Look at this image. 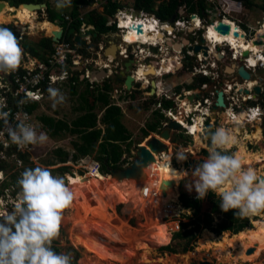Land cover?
<instances>
[{
  "label": "built area",
  "instance_id": "2783aa9c",
  "mask_svg": "<svg viewBox=\"0 0 264 264\" xmlns=\"http://www.w3.org/2000/svg\"><path fill=\"white\" fill-rule=\"evenodd\" d=\"M168 1L169 0H155L157 4L156 9H158L159 5ZM134 2L135 0H133V3ZM118 3H122L124 7L122 10L118 11V14L114 18L110 19L108 25H115L118 29V35L124 39V37L131 32L138 33L136 30L138 25H140L142 29L145 24L153 21L155 30L151 32L154 34L155 40L148 41L147 43H128L127 41L122 44L119 43L117 57L114 58L106 55L107 51L112 48V42L105 41L99 43L98 46H93L90 36L86 37V39L90 45L88 47L91 51H86L74 41L69 43L63 39L59 44L53 43L54 54L50 56L45 63L33 59L30 56H25L24 64L19 69L16 68L9 73V83L2 88L5 89V93H2V95L4 94L5 96L1 98L0 104L2 105L1 107L8 112V117H12V120L9 122L10 125L14 126L17 121L25 120L26 114L27 119L25 122L35 126L34 114L30 113L29 109L34 103H39L45 98L50 87L63 83L70 85V78L76 75L80 77L81 81L88 82L92 86L99 85L111 78L117 77L119 71L123 70L124 62L132 60L134 62V69L130 72V75L134 78L132 89L131 91H127L123 85V79L120 77L118 86L115 85L111 93L112 103L114 105L121 108L119 103H125L124 99L133 102V99L137 95H143V102L148 106V110L151 113L155 110L160 111L167 119V122L163 124V128L169 123L168 118L175 115L173 119L176 122L177 118L183 119V126H181V123H177L180 124L184 130H186L184 125H190L192 127L195 124V120L202 119L200 128L203 131H208L207 128H211L208 126V122L210 120L215 121V119L219 117V115H217L218 112H224L227 116L226 118L229 126L242 128L237 124L232 125L231 123L235 122L234 120L236 118L246 115L244 124L247 126V131H250L251 135L256 129H261V131L264 130V83L259 82L261 81V79H259V73H264V46H260L264 45V40L256 41L253 39V35L256 34L255 28L243 26L234 22L232 16L237 14V12L243 13L242 4L236 3L234 0H199V4L196 5V13L190 14L189 7L185 4L178 10L176 15L178 21L175 19L174 22L170 21L169 24L161 22V20L153 14L138 12L139 16H136V10L133 7H128V2L118 0ZM201 4L204 5L203 9L200 6ZM210 5H216L218 7L216 9L219 12L218 20L215 18L214 13L208 11L207 8H209ZM199 8H201V10ZM180 10L186 11L189 14L188 18L180 19ZM128 18L131 19V27L135 30L130 26L122 25L121 20L127 21ZM220 22L231 23L238 29L245 41L248 39L250 40V42H246L248 46L250 43L254 45L257 43L259 44L257 48L261 49L262 52L256 55L252 51L249 52V57L244 58L245 51L237 53L232 51L230 45L224 44L217 46L207 42V44L201 45L203 48L208 49L206 52L207 57L203 56V49L197 54L186 52V54L183 55L181 51H176L174 49V45L180 46L181 48L183 40L179 43L178 36L174 35L173 31L170 33L166 30L174 26L175 29L183 33V29L188 26L186 27L188 31L190 32L191 30V34L195 35L196 33L205 32V29L208 30L210 26L216 25L217 28ZM64 23H66L69 28L73 21L70 17L65 16ZM258 26L260 30L263 28V24H258ZM195 27L197 28L195 29ZM91 29L94 28L88 27L83 31V34L85 35L86 32ZM159 35H162L161 39L158 38ZM206 41H208L207 38ZM168 43H171V46H168ZM200 44L201 42H194L190 47L200 46ZM93 50L97 52L96 57H92ZM229 55L232 56V59L228 63L227 57ZM235 63H237L236 72L238 68L243 67L249 73L252 79L250 82L253 84L252 87H250V83L244 81L238 82L235 76H228L225 74V70L230 69L231 65L234 66ZM162 66L170 67V74L165 73V71L161 72ZM150 68L154 69V75H149L148 73V75H144L140 73V71L146 73ZM95 71L97 73L105 71L107 72V77L97 80V78L92 76ZM188 73L191 75L190 83L180 82L179 80L186 77L183 75ZM174 79L178 80L177 85L173 87L168 86V81ZM200 80L204 81V83L198 86ZM152 81H155L156 85L154 94L151 93ZM75 84L76 82L73 83V85ZM193 85L198 87L193 90L184 89L185 87L188 88ZM164 86H166V89ZM257 88L260 89L259 96L254 93V90ZM138 92H140V94ZM219 93L223 95L224 109L218 110L215 113L217 95ZM245 93L248 95H245ZM181 95H184L185 98L181 99ZM190 96H195L194 100L191 102L187 99V97ZM154 101H157L158 104H155ZM151 102L152 104H150ZM163 102L171 103L173 106L172 109L167 111L163 110L161 107ZM249 122L251 123L249 124ZM7 127L8 124L0 130V159L4 160V157L7 158L10 153L12 156V152L14 151H18L19 153L17 154H21L20 152L32 153L34 151L33 145L21 147L13 143L8 137ZM251 131H253V133ZM261 134L264 139L263 132H261ZM13 157L15 159L18 155L15 154ZM17 165L22 167L23 161H17ZM97 166L101 167L100 164ZM0 173V176H3V178L0 177L1 191L6 179H4V173L1 171ZM0 202L3 205V209H0V214H7L11 211L10 207L6 204L4 195L0 198ZM181 224L182 222H177V231H181Z\"/></svg>",
  "mask_w": 264,
  "mask_h": 264
},
{
  "label": "rangeland",
  "instance_id": "374dc122",
  "mask_svg": "<svg viewBox=\"0 0 264 264\" xmlns=\"http://www.w3.org/2000/svg\"><path fill=\"white\" fill-rule=\"evenodd\" d=\"M97 2L98 3L95 2L96 3L95 5H91L89 7L83 8L82 13L87 14L89 11L94 9L102 13L103 7L99 1ZM124 2H128L132 4L133 0L132 1L124 0ZM195 4L198 5L199 0H195ZM44 5L47 6V9L50 8L51 11L57 12L59 15L62 16L69 15L70 12L69 6L67 5L58 8L57 0H44ZM242 7H243L242 10L243 13L237 12V14L232 16L235 23L245 26L243 24L245 23L243 20V15L245 14L248 20H251L252 24L258 22V24L264 25L263 23L264 14H262L258 10H252V11L248 9L246 10V8L243 5ZM217 8L218 7L216 5H210L209 8L207 9L208 11L214 13L215 18L218 20L219 12L218 10H216ZM199 9L201 10V8ZM245 11L247 12L245 13ZM0 12H2V9H0ZM33 14L34 15L32 19L34 23L36 22L37 24H41L49 20V16L46 13V11L41 12L38 15H36L35 13ZM188 15L189 14L186 11H181V10L179 11L180 19L188 18ZM176 20L178 21V18ZM55 24L62 29L64 28V26L62 25V18L57 19ZM11 25L16 29L17 33L20 35L19 40L27 37L31 42L38 43L43 38L54 37L53 34H48L47 32L30 31L29 28H26L27 31L23 32L14 22L9 24L8 23L3 24L0 21V26L4 27ZM186 27L183 29V33H181V31H178V34L177 32L174 33L176 36H178L179 43L181 40L185 42L187 39H190L193 35V34H189V31ZM257 27L258 29H260L259 26ZM166 30L170 31L169 28H167ZM200 33L203 34V32ZM88 34L92 36V33H88ZM119 37L120 36L118 35V32L117 34L102 36L99 43L107 41L116 44L121 39H123V38L119 39ZM126 37L127 35L124 38ZM150 38L151 41L155 40L153 33L151 34ZM246 41H249V39ZM92 45L96 46L95 43H92ZM115 48H117L118 51V47L115 46ZM85 50L91 51L89 47H87ZM96 53H97L96 50H93L92 57H96ZM107 53H109V51H107ZM108 56L110 55L108 54ZM110 57L114 58V56H110ZM8 74H9L8 72L6 73L0 72V80L3 79L1 81L2 87L0 88H3V86H6L9 83ZM183 76H186L185 78L187 79H190L191 77L189 73L184 74ZM259 79L264 81V73H259ZM109 80L113 86L114 85L118 86V78L115 77ZM172 81L177 82L178 80L177 79L169 80V83H167V85H170ZM179 81L181 82V80ZM102 84L103 83L99 85ZM87 87L88 85L86 83L78 86L77 94L73 95L71 85L67 83L58 84L54 86V88L59 89L60 92L64 95L65 97L64 102L57 105H53L52 101L49 98V94H47L45 98L41 102H39V108L34 115V124L37 130L46 132L49 137L48 141L44 144L33 145L34 151L32 153L20 152L21 154H17L19 152L14 151L12 152V156L9 154L7 158L4 157V160L0 159V168L5 170L6 174H10L11 167H15L13 176L16 173L21 174L26 168H32L36 166L48 167L53 175L58 174L65 176L66 182L69 187L71 184L70 177L78 176V175L83 176L85 179L89 180L90 184H92L96 188L94 196L92 195V190L81 192L82 194L86 195L85 201H88V203L90 201V205H91L90 208L94 210L93 213L95 214V211H99L100 208H105L106 212L104 213V215L106 216V218L110 220V222H112L113 225L115 224L122 226H124L123 224L128 225V227L125 226L126 231H129V233H126V235L124 236L125 238L124 240L126 242L122 241V244L120 245L113 243L109 244L107 242L108 237L106 235L118 234V232H115L112 229H108L107 232L103 235L102 239H96L97 238L96 236L90 237L84 234V232L82 231V227H83L82 224L83 222L87 221L86 218L82 214L80 217H78L77 215L78 212L76 210H73L69 205V207H67L64 210L62 228H61L62 231H60L58 238L55 239L56 242L54 243V247L60 248V252L69 253L72 257V260H77L80 264H95L98 262L104 264H167V263L168 264H193V263L194 264H226L225 261H223V257L217 251H215L214 248L211 249L209 248L207 250H204L203 248L200 247V243L203 241L205 233L211 234L209 231H204L202 233L192 253H189L187 255L180 254L176 256L174 254L172 256L170 253L163 250V246L169 242L172 243L170 246L175 247L179 253H181L184 247H186V242H182V241L173 242L174 235L181 232L176 230L177 222L180 221L183 223V225H186L189 223L188 218L193 217L191 213L186 212V210L182 207L180 198L183 194H186L189 196L190 199L193 200H199V199L197 198V194L194 189L192 191H189L188 188L186 187L185 185L186 177L181 176L179 173H177L174 176L173 170L177 172H184V171L190 172L197 165L198 162L204 159L203 153L208 152V146H209V140L207 138V133L209 130L207 127L206 128L208 131L202 130L201 134L200 131L189 132L187 130H180L179 132H174L172 136V141L170 143L166 142L167 146L169 147V152L161 156V158H157L159 162L163 165V171L165 174H167L166 177H170L171 181L176 183L174 188L172 187L169 189L171 192L173 191V193L175 194V198L165 205L166 209L170 210V213H167L165 209H161V207L157 204V202H155V200L152 199L150 200V186L149 187L144 186L151 184L150 181L147 180L143 185L144 187L138 185L137 182L134 180L118 181V179L112 177L113 173L112 174L103 173L101 163L96 161L94 157L82 158L78 162L70 161L69 163L63 165L58 164L55 167H52L50 165L56 161L57 159L56 153L58 152V150L60 151V149L61 150L65 149L67 151H72L74 149L72 144L74 141H76L77 138L71 136L69 133L63 134L60 137H53L51 133L45 128V125L42 124L40 119L42 117H51V118H56V120H63L66 122H72L73 120H75L79 115L77 109L80 107L82 103L80 95L85 92ZM164 87L166 89V86ZM184 89L187 90L188 88L185 87ZM4 96L5 95L3 94V97ZM1 97L2 96L0 95V99ZM124 101L125 103L120 102L119 104L121 106L120 109L122 110V114H123L122 121L125 123L129 131L133 135V141H134V146L132 148L133 157L130 158V160L132 161L134 158L135 147L145 143V141L150 136L152 135L158 136L159 134L151 133V135L148 138L144 139V133L142 132V130L145 129V127H147L149 123L153 122V115L149 110L145 108L146 105L143 102V95L142 96L137 95L133 99V102L127 101L126 99H124ZM217 115H219V117H217L215 121L210 120L208 122L209 127H211L213 130H215L217 127H224L225 129L230 130L231 133L233 130H236L240 135V136H236V139L238 141V145H237L238 147L244 145L248 154H252L255 156H260L264 154V139L262 138V134H261L262 142L260 144H258L256 140L253 141L251 140L247 142L249 137L250 139H252L257 135L256 134L257 131H255L254 133L253 131H251L254 134L251 135L250 131H247L248 128L245 124L241 126L242 128L229 126V123L226 118V114L224 112H218ZM173 116L175 117V115ZM173 116L168 118V120L170 119L171 122H175L176 124H178L173 119ZM259 130L260 133L263 132L264 134V130L262 131L261 129ZM198 141H200V143L202 144V147L200 149L199 147H196ZM178 150H184L188 156V160L181 162L175 159ZM227 151L237 153L238 148H234L230 151L229 150ZM74 152L75 151H73V153ZM15 154L18 155V157L14 159L13 156ZM22 154L26 155L28 159H27V163L23 161V166L21 167L17 165V161H21L20 155ZM98 164H100L101 167L97 166ZM130 164L131 163L127 164L126 166H124V168H126ZM245 166L256 169L258 173L264 168V163L260 162L259 164L254 163V166L251 165H245ZM94 169H96L97 171L101 172L104 175V177H101L104 180L98 181L96 179L98 177H95ZM89 174L91 176H89ZM19 177L20 176L18 174V178ZM17 180L14 179L13 181L11 180V182H13L14 186L16 187L15 189H10L9 191H6L5 190L6 185H4V196L6 197V204L10 207V210H12V208L14 207V205L17 203L18 200L19 186L17 184ZM177 180L179 181L181 180V182L179 183ZM115 182L120 183V185H122L123 183L128 184V187L122 189V191L121 189L118 188L117 189L118 195L116 196L111 195L108 189V187L115 185ZM137 186H139L138 188L141 187L142 189L141 194H139V192H137L134 189V187ZM133 193H137L136 197H141L144 200V204L148 207L149 210L146 209L145 206H142L141 208V204L133 202L131 200ZM173 200H175V202H172ZM206 200L207 198L202 200L204 201L202 208L203 215H209L211 210V207L209 206ZM75 203L78 204V202ZM173 209H176V211ZM257 213H258L257 217L254 218L247 217L251 223V229L247 231L253 232L256 229L254 226V222H264V210H261ZM114 218H117V220ZM214 220H215V227L223 224L222 218L217 217ZM155 226H163V231L168 230V235H170L167 242L162 244L161 246H155L150 241L151 235L154 233L153 228ZM226 236L232 237L230 234H226L221 237H216L215 235H213V239L214 241H220L223 240ZM140 244L145 245V247L146 245L151 247L152 253L149 255L150 256L149 258L151 259L150 260L151 263H145L146 260L143 259L144 257L142 255L143 250L141 251V248L137 247ZM233 254H236L235 250H233ZM106 257L107 259H104ZM257 257L255 259L253 258V261L250 263H241V264H264V251L261 254H259V256Z\"/></svg>",
  "mask_w": 264,
  "mask_h": 264
},
{
  "label": "clouds",
  "instance_id": "9594fccd",
  "mask_svg": "<svg viewBox=\"0 0 264 264\" xmlns=\"http://www.w3.org/2000/svg\"><path fill=\"white\" fill-rule=\"evenodd\" d=\"M98 1L104 11L105 2ZM70 3L71 0H57V7H64L70 5ZM119 4L122 8L124 7L122 3ZM129 4H127L128 7L134 8L133 2L130 4L131 6ZM8 6L10 7L9 4ZM122 8L119 10H122ZM135 10L136 16H139L138 12H143ZM64 17L62 16L64 28L59 27L58 29L64 30L65 34H68L70 30L65 29ZM68 17L70 16L68 15ZM52 25L57 26L56 24ZM84 26V28L82 27V34L77 33L84 39L88 36L92 37L88 33L93 32L95 28ZM88 27L94 29L84 35L83 31ZM169 29L173 32L178 31L174 26ZM203 34L205 35V32ZM96 35L94 36L96 37ZM119 43L120 41L116 43L117 47ZM88 46H90L89 43ZM87 47H83V49ZM21 54L22 50L16 35L11 29L0 26V72L10 73L15 70L20 63ZM24 58L22 57L23 61ZM132 63L134 62L132 61ZM0 87L2 86L0 85ZM2 93H5V89L0 88V95L3 97ZM47 94H49L53 105L64 102L65 97L57 88L50 87ZM34 104L39 105V103ZM1 106L0 104V120H4L8 124V137L13 143L24 147L44 144L48 141L49 137L46 132L38 131L33 124L25 122L27 119L26 114L25 120L17 121L14 126L10 125L8 122L9 114ZM209 139L210 145L207 157L198 162L190 172L173 170V175L179 173L181 176H185L186 187L189 191L194 189L198 199L203 200L209 194H214L218 198L219 207L223 212L234 211L236 216L249 217L264 210V178L258 175L256 169L246 167L238 153L227 151L228 145L233 142L230 130L217 127L215 131L210 133ZM175 159L183 162L188 160V156L184 150H178ZM0 171L4 173V179H6L4 185H9L5 190L15 189L16 187L11 182V180L13 181L15 168L11 167L10 174H6L5 170L1 168ZM18 174L20 177L17 184L20 190L17 203L7 214H0V264H72V257L69 253L57 252L52 247V242L58 238L60 233L64 210L69 207L74 197L73 191L66 182V177L58 174L53 175L48 167L42 166L26 168L21 174L16 173L15 175ZM177 181L179 182V180ZM3 190L4 186L0 191V198L4 195ZM4 199L6 200L5 196ZM0 209H3V205Z\"/></svg>",
  "mask_w": 264,
  "mask_h": 264
},
{
  "label": "trees",
  "instance_id": "16d2710c",
  "mask_svg": "<svg viewBox=\"0 0 264 264\" xmlns=\"http://www.w3.org/2000/svg\"><path fill=\"white\" fill-rule=\"evenodd\" d=\"M98 0H71L69 6L73 23L68 28L65 25V29H76L78 33H82V27L93 26L95 30L92 33L93 43L99 44L102 36L111 35L117 33L118 30L115 25L109 26V20L115 17L118 10L121 9V5L118 0H102L105 2L104 11L98 12L96 9L89 11L87 14H83L82 9L86 6H91ZM236 3H241L248 10H258L264 14V0H234ZM0 2H6L12 8H19L24 4L42 5L44 0H0ZM195 0H169L164 2L158 9L155 8L154 0H135L134 8L143 12L152 13L156 15L164 23H169L174 16L177 15L178 10L185 4L189 7V13L194 14L197 11V6L194 3ZM204 8V5H200ZM46 13L49 16L48 22L51 24L56 23L57 19L62 18L57 12L51 11L49 8ZM83 15V16H82ZM63 20V18H62ZM13 31L18 39L19 46L22 50L20 63L18 69L23 65L24 61L22 57L30 56L40 62H47L48 58L54 54L53 42L49 38H43L38 43L31 42L27 37L20 39V35L16 29L11 26H4ZM97 34L98 37L94 35ZM65 40L72 43L73 38L68 37ZM76 82L75 85L73 83ZM87 84L88 87L84 93L80 95L81 105L77 109L79 115L72 122H66L63 120H56V118L42 117L40 121L45 128L51 133L53 137H60L63 134L69 133L71 136L76 137V141L73 142L74 149L72 151L58 150L56 153V161L50 164L52 167L58 164H66L72 161L78 162L82 158L94 157L96 161L101 163L102 171L105 174H112V170H122L124 166L131 163L130 158L132 155V148L134 146L133 135L122 121V110L120 107L112 103L111 93L114 86L108 80L103 85L92 86L88 82L80 80L79 76L70 78V85L72 94H77L78 86ZM204 81L200 80V86ZM198 86H190L187 90H193ZM140 94V92H138ZM134 98V97H133ZM158 104L157 101H154ZM152 104V102L150 103ZM163 110L172 109V104L169 102H163L161 104ZM39 105L33 104L29 112L35 114ZM148 110V106H145ZM1 110V109H0ZM99 110V111H98ZM101 113V115H100ZM12 120V117H8V122ZM166 122L165 117L160 111L153 112V122L147 125L146 129H143L144 139L148 138L151 133L160 134L163 123ZM6 125L4 120H0V130ZM207 138L210 145V133L215 131L212 128L208 129ZM209 148V146H208ZM137 146L135 147V150ZM73 151H75L73 153ZM126 155V157H125ZM208 152L203 153V157L206 158ZM21 161L27 163L28 157L26 155H20ZM5 169V168H4ZM95 177L104 175L94 169ZM14 180L18 179V175L13 176ZM181 180L179 181V183ZM9 186V185H8ZM6 186V187H8ZM20 190V189H19ZM207 203L211 207L209 215L202 214V208L204 201L190 199L188 195L183 194L180 198L182 207L193 215L192 218H188L189 223L186 225L181 224V232L175 234L173 242L182 241L186 242V247L181 253L175 247H171V242L163 246V250L176 255H187L192 253L195 249V245L198 243L200 236L204 231H209L216 237H221L226 234H230L232 237L239 236L251 229L250 220L247 217H239L234 214V211L223 212L219 207V200L214 194H209L207 197ZM176 211V209H174ZM222 218L223 224L215 227V218ZM134 222V221H132ZM168 246V247H167ZM53 247V246H52ZM57 252H60V248L53 247ZM72 264H80L77 260H72Z\"/></svg>",
  "mask_w": 264,
  "mask_h": 264
},
{
  "label": "bare ground",
  "instance_id": "6f19581e",
  "mask_svg": "<svg viewBox=\"0 0 264 264\" xmlns=\"http://www.w3.org/2000/svg\"><path fill=\"white\" fill-rule=\"evenodd\" d=\"M96 3H98V2L96 1ZM1 9H2V12H0V21L3 24H6V23L9 24V23L14 22L17 24V26L23 32H26L27 31L26 28H29L30 31L47 32L48 34H53V35H56V33H57L55 26H53L50 23L44 22V23H41L40 26L38 27L37 23L36 22L34 23L33 19H32L34 14L32 13V11L28 10L25 7H20L17 10H15L14 8H10L9 6L6 5V6L2 7ZM121 22H122L123 26H128V27L132 26L130 24L131 23L130 18H128L127 21L121 20ZM152 22L153 21H150V23H148L147 26H144L141 29L140 33L131 32V33L127 34L126 38L120 40L121 44L125 41H127L128 43H137V42L147 43L148 41H151V38H150L151 34H152L151 31L155 30V28H154L155 25H151ZM226 25L231 26V35H230V37H227V38L218 34V32L216 31V25L210 26V28L208 30H205V37L207 38L209 44H214V45H215V43H217L219 45L227 44V45H230V47L232 49L235 48L237 53H240V51H245L246 53L253 51V53L258 55L260 52H262V50L258 49L256 47V45H254L253 43H250L248 46L245 43V39L243 38V36L240 34V32L237 30V28L235 26H233L231 23H227V22H226ZM263 27H264V25H263ZM131 28H133V27H131ZM196 28L197 27H195V29ZM235 33H237L238 35L240 34L238 39H236L234 37ZM160 38H162V36H160ZM255 40L256 41L264 40V28H262L258 32ZM174 48L176 51L180 50V47H178L177 45H175ZM116 51H117V48L112 47L109 50L108 54L110 56L115 57ZM111 58H113V57H111ZM169 68L170 67L162 66L161 72L165 71V73L170 74V70H168ZM140 73L143 74L144 72L140 71ZM147 73L155 74V71L153 68H150V70ZM250 84H251L250 87H252L253 84L252 83H250ZM245 120H246V115H242V116L236 118L234 120L235 122H232L231 124L232 125L237 124L238 126H242V125H244ZM177 122L181 123L182 124L181 126H183V119L177 118ZM250 123L251 122H249V124ZM201 124H202V119H198V120H195L194 126L191 127L190 125L189 126L184 125V127L189 132L200 131V134H201L202 133V129L200 128ZM255 131H257V133H256L257 135L252 139L249 138L247 140V142L251 141V140L252 141L256 140V142L258 144H260L262 142L261 133L259 132L260 130L256 129ZM231 135L233 137V142L228 145L227 150L230 151L234 148H238L237 153L240 155V157L244 161L245 165L254 166V163H257V164H259L260 162L264 163V154L260 155V156L248 154L244 145L239 146V147L237 146L238 141L236 139V136H240L238 134V131L233 130ZM196 147H199V149L202 147V144L200 143V141L197 142ZM146 173L148 175V181H150L151 184L144 185V186H148V187L150 186V200L151 199L155 200V202H157V204L161 207V209H165L167 211V213H169L170 210H167L165 205L168 202H170L172 199L175 198V194L173 193V191L171 192L169 190V192H167V196L164 197L163 192L161 191V187H164L165 182H172L171 178L166 177L167 174L164 173L163 165L159 162L158 159L152 167L151 166L148 167V169L146 170ZM258 175L260 177L264 178V168L260 172H258ZM0 177L3 178V176H0ZM96 177H98V178H96L98 181L104 180L100 176H96ZM1 180H3V179H1ZM70 181L72 183V184H70L71 185L70 189L74 193V197H73V200H72L70 206L73 210H76L78 212L77 213L78 217H80L82 214L87 220L86 222H83V224H82V226H83L82 231L84 232V234H89L90 236L97 234L96 239H102L103 235L107 232V230L112 229L113 231L118 232V234L106 235L108 237L107 242L109 244L113 243V244H119L120 245V244H122V241L126 242L124 240L125 239L124 236L126 235V233H129V231H126V229H125L126 227H128V225H126V224H123L124 226L118 225V224L113 225L112 222H110V220L108 218H106V216L104 215V213L106 212L105 208H100V210L95 211V214H94L93 213L94 210L90 208L91 207L90 201H89V203H88V201H85L86 195L82 194L81 192L92 190V195L94 196L95 189H96L95 186L90 184L89 180L81 177L80 175L76 176V177L75 176L70 177ZM174 184L176 185V183H174ZM126 187H128V184L123 183L122 185H120V183L115 182V185L108 187V189H109V192L111 195L116 196V195H118V190H117L118 188L121 189V191H122V189H124ZM138 187L139 186L134 187V189L137 192H139V194H141L142 189H141V187L140 188H138ZM136 194L137 193L132 194L133 196L131 197V200L133 202L141 204V208H142V206H145V208L148 209V207L144 204V200L141 197H136ZM75 202H78V204H76ZM172 202H175V200H173ZM144 211H145V209H144ZM257 216H258V213L254 214L252 216H249V218L250 217L254 218ZM114 219L117 220V218H114ZM254 226L256 229L253 232L252 231H246L245 233H242L236 237H229V236L227 237L226 236L223 240H220V241H214L213 235H211L209 233H205L204 239L200 243V247L203 248L204 250H207L209 248L210 249L214 248L215 251H217L223 257V261H225L226 264L250 263L253 261V258L255 259L257 256H259V254H261L264 251V222H254ZM153 232L154 233L151 235L150 241L155 246H161L164 243L165 239L167 238V235H164L163 226H155L153 228ZM147 238H149V237H147ZM142 246H144V247H142ZM137 247H140L141 251L143 250L142 255L144 257L143 259L146 260L145 263H151L150 262L151 259L149 258L150 257L149 255L152 253L151 247H149L148 245H146V247H145V245H143V244H140ZM251 249H255V250L250 255L249 252L251 251ZM233 250L236 251V254H233ZM140 255H141V253H140Z\"/></svg>",
  "mask_w": 264,
  "mask_h": 264
},
{
  "label": "water",
  "instance_id": "95a60500",
  "mask_svg": "<svg viewBox=\"0 0 264 264\" xmlns=\"http://www.w3.org/2000/svg\"><path fill=\"white\" fill-rule=\"evenodd\" d=\"M8 6L7 3L0 2V9L4 6ZM21 7H25L28 10L32 11L36 15H38L41 12H44L47 10V6L42 4V5H34V4H24ZM17 10V9H15ZM176 19V17L173 18V22ZM85 26H83L84 28ZM136 30L138 33L141 32V26L138 25L136 27ZM216 31L223 35L224 37H230L231 35V26L226 25V23L220 22L218 24V27L216 28ZM66 35V36H65ZM98 35H96L97 37ZM68 37L69 39H72L81 47H87L88 41L84 39L80 34L77 33L76 29H72L68 32V34H65L64 30L59 29V32L56 33L54 37H49L51 38L52 42L54 44H59L63 40V38ZM234 37L236 39L239 38V35L237 33L234 34ZM188 42L185 41L183 43V46L186 47L188 46ZM207 42L205 40L201 41L200 46H194L189 48V52H193L194 54L199 53L203 49V56L207 57V48H203L201 45H205ZM256 47L259 46V44L255 43ZM117 46V44H112V47ZM264 46V45H260ZM179 47V46H178ZM118 52V51H117ZM117 52L116 56L117 57ZM108 55V53H106ZM249 57V53L244 54V58ZM221 61V59L219 58ZM126 70L121 73V77L123 79V85L125 86L127 91H131L132 85L134 78L130 75V72L133 71L134 65L132 61H128L125 63ZM132 67V68H131ZM131 68V69H129ZM235 67H231L230 69L225 70V74L228 76H235L237 81H244L247 83H250L252 81L249 73L243 68H238L237 72L235 73ZM149 74V73H148ZM147 74V75H148ZM149 75H154V74H149ZM92 76L94 78H97V80L105 79L107 77V72H99L97 73L96 71L93 72ZM260 83H264V81H259ZM155 81L151 82V93L154 94L155 91ZM255 95L259 96L260 95V89L257 88L254 90ZM245 95H248L245 93ZM181 99H184L185 96L181 95ZM195 96H190L187 97V99L191 102L194 100ZM224 109V104H223V95L219 93L217 95V104L215 108V113L218 110H223ZM170 120V119H169ZM180 130H184L183 127L180 125L176 124L175 122H170L167 124L166 127L163 128V130L160 132L158 136H150L145 143L138 145L136 151L134 152V158L131 161V164L128 165L126 168L116 171L112 170V177L118 179V181H125V180H134L137 182L138 185L143 186L144 183L148 180V175L146 173V170L148 167H152L155 162L157 161V158H161L163 154H167L169 152V147L167 146L166 142H171L172 141V136L174 132H179ZM263 178V177H261ZM144 187V186H143ZM174 188L175 184L174 182H165L164 187H161V191L163 192L164 197L167 196V192L169 191L170 188ZM255 249H251L249 254L254 252Z\"/></svg>",
  "mask_w": 264,
  "mask_h": 264
},
{
  "label": "flooded vegetation",
  "instance_id": "af4514ba",
  "mask_svg": "<svg viewBox=\"0 0 264 264\" xmlns=\"http://www.w3.org/2000/svg\"><path fill=\"white\" fill-rule=\"evenodd\" d=\"M48 10V9H47ZM247 10V9H246ZM252 11V10H251ZM247 11H245V13H246ZM173 20V19H172ZM171 20V21H172ZM243 20H244V22L245 23H243L245 26H248V27H255V32H256V34L255 35H253V39L255 40V38H256V36H257V34H258V32L260 31V29H258V22H255L254 24H252V22H251V20H248V18H247V16L244 14L243 15ZM151 25H154V23L152 22L151 23ZM55 27H57V28H59L58 26H55ZM205 30H207V29H205ZM238 30V29H237ZM168 32H170V33H172V30L170 29V31H168ZM173 33H176V32H173ZM177 34H178V31H177ZM189 34H191V31L189 32ZM197 34V35H196ZM195 35H192V37L190 38V39H187L186 41L189 43L188 44V46H186V47H184L183 46V43H182V46H181V48H180V50L179 51H181V53L183 54V55H185L186 54V52H189V48H191L190 46H192L193 44H194V42H201L202 40H206V38H205V35L204 34H202V33H196ZM175 35V34H174ZM160 36H162V35H160ZM160 36H158V38L159 39H161L160 38ZM49 39H51V38H49ZM246 42H250V40L249 41H245V43ZM171 45V43H168V46H170ZM215 45H219V44H217V43H215ZM175 46V45H174ZM83 48V47H82ZM175 49V48H174ZM202 51V50H201ZM200 51V52H201ZM232 51H234V52H236V49L234 48V49H232ZM231 59H232V56L231 55H229L228 57H227V62L229 63L230 61H231ZM232 64H234V63H232ZM231 67H233V65H231ZM234 67H235V71H236V67H237V63H235V65H234ZM132 68V67H131ZM131 68H129V69H131ZM126 70V67H125V62H124V64H123V70H120L119 71V74H118V76L116 77V78H118V82L120 81V75H121V73L123 72V71H125ZM144 75L145 74H147V72L145 73H143ZM142 102V101H141ZM147 127H145V129H146ZM61 228H62V225H61ZM61 228H60V231H62L61 230ZM56 242V240H54L53 242H52V246L54 247V243ZM79 259V258H78ZM104 259H107V257L106 258H104Z\"/></svg>",
  "mask_w": 264,
  "mask_h": 264
},
{
  "label": "crops",
  "instance_id": "0c3cea01",
  "mask_svg": "<svg viewBox=\"0 0 264 264\" xmlns=\"http://www.w3.org/2000/svg\"><path fill=\"white\" fill-rule=\"evenodd\" d=\"M46 23H48V22H46ZM37 26L39 27L40 26V24H37ZM145 26H146V24H145ZM56 28V32L58 33L59 32V29L57 28V27H55ZM55 36V35H54ZM190 79H187V78H184V79H181V82H186V83H190ZM168 83H169V81H168ZM177 83H178V81L177 82H174V81H172L171 83H170V85H168V86H175V85H177ZM125 124V123H124ZM79 176V175H78ZM81 176V175H80ZM89 176H91L90 174H89ZM76 177V176H75ZM81 177H83V176H81ZM84 178V177H83ZM72 184V183H71ZM71 186V185H70ZM1 204H0V208H1ZM86 235H88V236H90L89 234H86ZM97 235V234H96ZM96 235H91L90 237H92V236H96ZM164 235H167V238L165 239V241H164V243H166L167 242V240H168V238L170 237V235H168V230L167 231H164ZM163 243V244H164ZM172 256L174 255V254H171ZM95 264H104V263H101V262H98V263H95ZM194 264V263H193Z\"/></svg>",
  "mask_w": 264,
  "mask_h": 264
}]
</instances>
